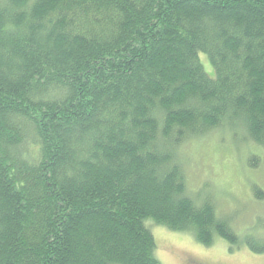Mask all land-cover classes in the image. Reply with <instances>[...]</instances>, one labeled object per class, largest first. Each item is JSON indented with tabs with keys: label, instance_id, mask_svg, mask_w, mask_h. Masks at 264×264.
Listing matches in <instances>:
<instances>
[{
	"label": "trees",
	"instance_id": "16d2710c",
	"mask_svg": "<svg viewBox=\"0 0 264 264\" xmlns=\"http://www.w3.org/2000/svg\"><path fill=\"white\" fill-rule=\"evenodd\" d=\"M225 129L264 150V0H0V264H161L154 224L264 252L189 190Z\"/></svg>",
	"mask_w": 264,
	"mask_h": 264
},
{
	"label": "rangeland",
	"instance_id": "374dc122",
	"mask_svg": "<svg viewBox=\"0 0 264 264\" xmlns=\"http://www.w3.org/2000/svg\"><path fill=\"white\" fill-rule=\"evenodd\" d=\"M199 58L209 71L207 56L200 53ZM219 132L188 143L185 167L189 190L193 194L205 183L214 186L220 212H234L233 224L243 231L254 222H264V200L259 203L253 194V185L264 190V150L247 143L242 132L236 137L226 129ZM251 155L260 157L254 167L248 166ZM255 226L256 232H264V226ZM151 230L161 264H264V252H252L243 243L230 249L224 239L216 237L206 247L187 232L171 231L156 224Z\"/></svg>",
	"mask_w": 264,
	"mask_h": 264
}]
</instances>
